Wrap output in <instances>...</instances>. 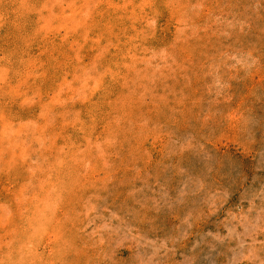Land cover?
Here are the masks:
<instances>
[{
  "label": "rangeland",
  "instance_id": "rangeland-1",
  "mask_svg": "<svg viewBox=\"0 0 264 264\" xmlns=\"http://www.w3.org/2000/svg\"><path fill=\"white\" fill-rule=\"evenodd\" d=\"M0 264H264V0H0Z\"/></svg>",
  "mask_w": 264,
  "mask_h": 264
}]
</instances>
